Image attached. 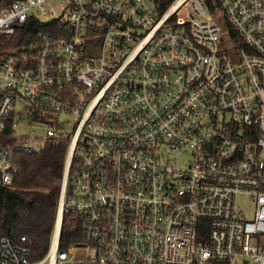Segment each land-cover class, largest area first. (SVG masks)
<instances>
[{
	"label": "built area",
	"instance_id": "obj_1",
	"mask_svg": "<svg viewBox=\"0 0 264 264\" xmlns=\"http://www.w3.org/2000/svg\"><path fill=\"white\" fill-rule=\"evenodd\" d=\"M163 2L0 0V37L46 25L0 59V187L65 130L17 117H75L46 252L1 235L0 264H264V0Z\"/></svg>",
	"mask_w": 264,
	"mask_h": 264
},
{
	"label": "trees",
	"instance_id": "obj_2",
	"mask_svg": "<svg viewBox=\"0 0 264 264\" xmlns=\"http://www.w3.org/2000/svg\"><path fill=\"white\" fill-rule=\"evenodd\" d=\"M170 1L164 0L162 6L166 7ZM44 28L43 21L32 17L24 28L8 37H0V59L3 50L26 45ZM10 137L13 139V134L10 133ZM67 147L64 139L36 152H19L17 173L9 185L0 187V236L18 240L20 235H26L34 258L41 257L49 246L58 211ZM78 238H82L80 219L64 211L60 246Z\"/></svg>",
	"mask_w": 264,
	"mask_h": 264
},
{
	"label": "rangeland",
	"instance_id": "obj_3",
	"mask_svg": "<svg viewBox=\"0 0 264 264\" xmlns=\"http://www.w3.org/2000/svg\"><path fill=\"white\" fill-rule=\"evenodd\" d=\"M219 23L223 28H227V21L223 14L220 15ZM26 102H19L17 106L24 107ZM24 112V111H23ZM19 123L18 126L15 127V131L17 135L21 136L19 138V143L28 146L34 150H39L44 141V125L48 123H58L65 130L62 136H57L53 138V141H62L64 139H68L75 123V117L70 113H50V116L47 120H33L32 123L28 121L25 117H17L16 118ZM61 192V191H60ZM60 199V198H59ZM248 204V201H243ZM245 210L249 213L252 208L250 206H246ZM249 215V214H248Z\"/></svg>",
	"mask_w": 264,
	"mask_h": 264
},
{
	"label": "water",
	"instance_id": "obj_4",
	"mask_svg": "<svg viewBox=\"0 0 264 264\" xmlns=\"http://www.w3.org/2000/svg\"><path fill=\"white\" fill-rule=\"evenodd\" d=\"M61 199H62V189H61V192H60V199H59V201H61Z\"/></svg>",
	"mask_w": 264,
	"mask_h": 264
}]
</instances>
